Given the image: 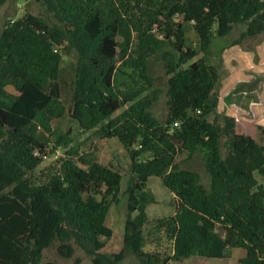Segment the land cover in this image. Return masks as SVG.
Segmentation results:
<instances>
[{"label": "trees", "instance_id": "obj_1", "mask_svg": "<svg viewBox=\"0 0 264 264\" xmlns=\"http://www.w3.org/2000/svg\"><path fill=\"white\" fill-rule=\"evenodd\" d=\"M41 1L51 20L28 13L0 31V264H41L56 244L62 258L83 250L94 264L218 260L230 249L246 251L242 264H264V186L256 177H264V146L219 112L222 56L264 34V0ZM185 22L194 23L197 48L187 47ZM235 26L245 27L241 38L217 49ZM214 52L215 63L194 61ZM154 61L170 76L164 120L150 95L137 100L141 92L115 86L119 64L152 85ZM68 99L85 132L117 139L131 159L123 248L113 255L102 252L114 237L107 219L124 178L59 133ZM52 139L65 155L47 164ZM198 156L209 185L188 165ZM152 177L174 196L176 212L150 222ZM151 225L165 248L146 249Z\"/></svg>", "mask_w": 264, "mask_h": 264}, {"label": "rangeland", "instance_id": "obj_2", "mask_svg": "<svg viewBox=\"0 0 264 264\" xmlns=\"http://www.w3.org/2000/svg\"><path fill=\"white\" fill-rule=\"evenodd\" d=\"M33 14L49 20V13L41 0H7L0 10V31L8 21H16L26 14ZM51 20V18H50ZM176 23L183 21L182 17L175 16ZM194 23L185 22V37L187 47H198V38L194 31ZM245 31L244 26H235L232 33L225 39L217 41V49H221L229 42L241 38ZM206 58L210 63L217 62L214 53H200L194 60ZM222 66L226 72L220 84L219 112L236 119V133L256 140L264 146V34L246 39L242 45L227 48L222 56ZM68 60H65V65ZM151 83L144 79L140 72L132 67L119 64L115 75V86L124 93L141 92L137 100L150 95L154 100L152 112L159 119L164 120L168 112V80L163 62L152 63ZM14 92L13 87H9ZM67 113L57 129L60 134H68L72 138L71 146H75L82 154H94L100 164L119 171L124 180L119 204H112L107 225L113 229L114 237L102 252L103 255H113L123 248L125 225L129 216L128 211V182L132 177L131 159L126 149L117 139H102L94 135V132H85L73 118V104L67 100ZM131 105H125L116 112L112 120H117ZM100 127L95 128V131ZM55 139L47 149V164L55 163L65 155V151L57 149ZM200 172L203 183L209 185L210 178L203 162L198 156L188 164ZM257 180L264 186V177L256 175ZM149 192L155 197V201L147 206V217L153 220L173 216L176 212L175 198L163 185L161 178L152 177L148 183ZM149 227V226H148ZM159 242V246H157ZM156 243V244H155ZM166 246L165 235L155 231L151 225L147 229L146 249L158 250ZM246 255L242 249H230L224 259L209 260L203 258H191L185 262H172V264H242L241 259ZM56 262L57 264H94L93 257L83 250H77L73 259L62 258L57 251V244L45 250L41 264ZM126 264H138L134 257H129Z\"/></svg>", "mask_w": 264, "mask_h": 264}]
</instances>
